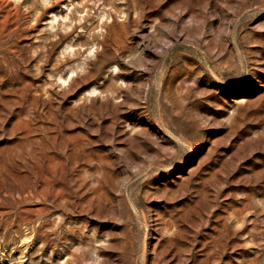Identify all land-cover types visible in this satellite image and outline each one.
I'll use <instances>...</instances> for the list:
<instances>
[{
	"label": "rangeland",
	"instance_id": "rangeland-1",
	"mask_svg": "<svg viewBox=\"0 0 264 264\" xmlns=\"http://www.w3.org/2000/svg\"><path fill=\"white\" fill-rule=\"evenodd\" d=\"M0 264H264V0H0Z\"/></svg>",
	"mask_w": 264,
	"mask_h": 264
}]
</instances>
